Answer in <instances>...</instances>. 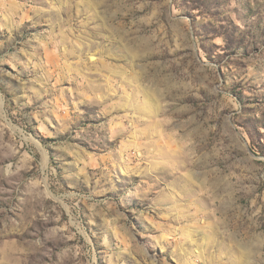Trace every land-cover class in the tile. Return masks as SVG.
<instances>
[{
    "label": "rangeland",
    "instance_id": "1",
    "mask_svg": "<svg viewBox=\"0 0 264 264\" xmlns=\"http://www.w3.org/2000/svg\"><path fill=\"white\" fill-rule=\"evenodd\" d=\"M0 264H264V0H0Z\"/></svg>",
    "mask_w": 264,
    "mask_h": 264
}]
</instances>
